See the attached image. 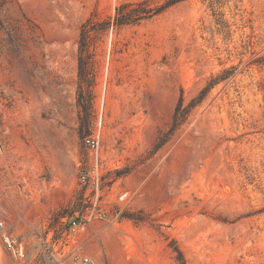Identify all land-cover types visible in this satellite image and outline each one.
Masks as SVG:
<instances>
[{
	"label": "rangeland",
	"instance_id": "1",
	"mask_svg": "<svg viewBox=\"0 0 264 264\" xmlns=\"http://www.w3.org/2000/svg\"><path fill=\"white\" fill-rule=\"evenodd\" d=\"M124 1L137 0H0V212L23 225L25 264H178L169 239L186 264H264V0H183L109 30L89 48L84 111L80 25ZM224 70L157 148L180 94L186 104ZM87 206L101 215L69 233Z\"/></svg>",
	"mask_w": 264,
	"mask_h": 264
},
{
	"label": "trees",
	"instance_id": "2",
	"mask_svg": "<svg viewBox=\"0 0 264 264\" xmlns=\"http://www.w3.org/2000/svg\"><path fill=\"white\" fill-rule=\"evenodd\" d=\"M183 0H162V2L152 4L151 0L124 1L114 7L112 15L101 16L97 10H94L80 25L78 36V54H77V76L78 89L77 101L82 105L84 111L87 106L81 104L83 94H92V87L95 80L94 59L89 48L103 34L109 30L120 29L127 25H135L147 20L174 4ZM86 53V54H85ZM233 70H224L215 77L210 78L206 84L194 95L186 104H184L183 95L180 94L172 114V120L162 135L160 136L156 147H161L173 134V132L187 119L193 108L198 105L207 95L209 89L217 82L222 81L232 74ZM86 83V89H82V83ZM168 245L174 252L175 260L178 264H186L183 252L173 239H169Z\"/></svg>",
	"mask_w": 264,
	"mask_h": 264
},
{
	"label": "built area",
	"instance_id": "3",
	"mask_svg": "<svg viewBox=\"0 0 264 264\" xmlns=\"http://www.w3.org/2000/svg\"><path fill=\"white\" fill-rule=\"evenodd\" d=\"M101 107L99 109L98 120L91 128L90 133L84 138L85 145L89 149L90 165L82 166L78 173V183L80 187H84L85 200L86 203L90 199L89 191L92 188L98 187V182L100 179L98 172L99 165V147H100V137H101ZM126 193L121 195L124 198ZM95 208L86 207L85 213H76L74 216L69 218L67 222V231L69 233L75 231L78 228H83L86 223L93 216H100L99 212L94 214ZM23 225L17 222L9 223L4 215L0 212V258H4L3 263L7 264H25L27 243L23 237ZM49 237V236H48ZM48 237L46 240L48 241ZM57 251V248L55 249ZM68 264H95V260L86 254H76L70 260Z\"/></svg>",
	"mask_w": 264,
	"mask_h": 264
}]
</instances>
